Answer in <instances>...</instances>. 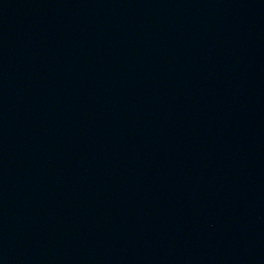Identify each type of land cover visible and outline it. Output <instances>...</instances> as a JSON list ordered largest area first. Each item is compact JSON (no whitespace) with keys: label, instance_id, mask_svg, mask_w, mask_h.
<instances>
[{"label":"water","instance_id":"95a60500","mask_svg":"<svg viewBox=\"0 0 264 264\" xmlns=\"http://www.w3.org/2000/svg\"><path fill=\"white\" fill-rule=\"evenodd\" d=\"M263 178L264 0H0V264H264Z\"/></svg>","mask_w":264,"mask_h":264}]
</instances>
